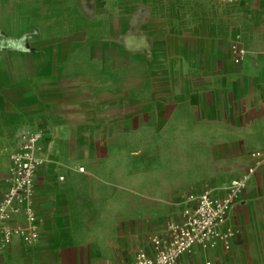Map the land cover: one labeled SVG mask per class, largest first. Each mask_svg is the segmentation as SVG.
Wrapping results in <instances>:
<instances>
[{
    "label": "crops",
    "instance_id": "crops-1",
    "mask_svg": "<svg viewBox=\"0 0 264 264\" xmlns=\"http://www.w3.org/2000/svg\"><path fill=\"white\" fill-rule=\"evenodd\" d=\"M170 0H0V195L36 132L41 236L0 240V264H118L191 196L246 189L231 250L180 264H264V0L221 20ZM245 52L240 63L232 44ZM82 168V170H81ZM24 221V219H22Z\"/></svg>",
    "mask_w": 264,
    "mask_h": 264
},
{
    "label": "built area",
    "instance_id": "built-area-1",
    "mask_svg": "<svg viewBox=\"0 0 264 264\" xmlns=\"http://www.w3.org/2000/svg\"><path fill=\"white\" fill-rule=\"evenodd\" d=\"M232 49L236 53V62L240 63L244 48L235 41ZM41 136L30 133L11 155L9 180L0 195V240L5 244L18 235L28 243L41 236L39 213L31 200L36 175L43 163L34 152ZM252 158L248 174L256 171L264 160V152L257 151ZM245 189V180H233L222 196L214 195L210 189H204L197 196L190 195L180 217L167 221L163 235L150 238L151 252L140 250L133 258L118 264H180V259L190 255L196 245L204 249L220 246L226 251L231 250L238 231L228 223L227 215Z\"/></svg>",
    "mask_w": 264,
    "mask_h": 264
},
{
    "label": "rangeland",
    "instance_id": "rangeland-1",
    "mask_svg": "<svg viewBox=\"0 0 264 264\" xmlns=\"http://www.w3.org/2000/svg\"><path fill=\"white\" fill-rule=\"evenodd\" d=\"M173 5H177V14L185 15L186 7H195L197 14H201L204 18V14L209 15L214 23L221 20L223 10L231 5L239 4L240 0H170Z\"/></svg>",
    "mask_w": 264,
    "mask_h": 264
}]
</instances>
